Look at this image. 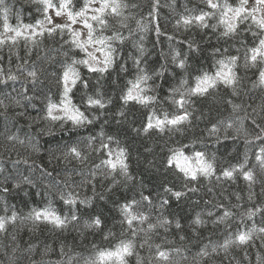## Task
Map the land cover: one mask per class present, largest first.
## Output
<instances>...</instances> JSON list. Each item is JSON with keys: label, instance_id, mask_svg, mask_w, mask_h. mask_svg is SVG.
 <instances>
[{"label": "trees", "instance_id": "16d2710c", "mask_svg": "<svg viewBox=\"0 0 264 264\" xmlns=\"http://www.w3.org/2000/svg\"><path fill=\"white\" fill-rule=\"evenodd\" d=\"M59 2L53 0L57 6ZM228 2L236 6L239 0ZM122 3L127 5L123 15L107 16L108 26L103 31L90 21L97 36L119 33L123 37L122 42L112 41L116 49L113 64L104 73L75 65L80 80L69 97L90 123L74 124L67 117L53 120L47 112L50 102L60 103L65 66L73 59H89L72 43L67 29L57 28L49 34L48 29L55 25L43 26V35L28 40L18 37L15 43L6 40L0 45V216L17 213L16 220L0 231V264H84L98 250L112 249L121 240L133 244L127 264H264V233L258 231L264 227V169L256 160L264 147V139H256L257 135L264 137V86L259 84L261 66L253 67L245 60L247 49L258 42L252 34L258 30L254 26L248 30L249 20L236 33L225 36L218 12L207 20L208 28L196 23L177 25L181 16L213 11L206 0ZM83 4L84 0H72L70 7L75 11ZM4 8L13 27L32 24L37 33L41 31L37 21L46 22L45 16L55 11L44 13L38 0H4L0 5V34ZM26 35L30 36L31 30ZM98 47L89 46L88 51L102 56V61ZM231 56L238 57L233 68L238 77L235 89L219 83L205 95H191L185 105L190 113L188 121L169 125L164 131L155 127L143 131L153 113L160 118L165 112L170 117L181 114L172 103L173 97L180 98L173 89L183 92L195 87L197 76L205 72L214 75L218 62ZM181 59L185 60L184 68L178 66ZM33 69L37 71L35 82L27 75ZM139 69L151 77L145 94L155 100L147 105L121 99ZM9 75L16 79H8ZM182 80L187 81L183 87ZM98 94L105 102L103 109L87 104L89 96L97 98ZM53 115L64 116L59 108ZM72 147L81 153L79 158L69 153ZM119 149L126 152L127 174L119 167L112 171L102 164L103 160L115 159ZM178 150L187 156L203 152L213 163L214 174L200 175L196 181L185 178L175 163L168 164ZM245 160V170L253 173L252 181L238 171L233 179L223 177L224 169ZM176 191L183 193L179 199L173 195ZM68 193L77 200L74 206L61 199ZM132 201L137 202L132 210L148 217L144 223L134 221L135 235L121 210ZM45 208L68 217L66 225L58 228L29 218L33 209ZM225 210L231 215L218 220ZM250 210L254 214L249 218ZM73 211L76 220H71ZM197 216L202 223L194 222ZM97 217L99 227L92 225ZM165 220L170 223L162 226ZM149 223L156 227L149 229ZM249 229L255 230L246 244H233L226 251L218 247L238 230ZM157 245L169 254L168 261L157 259ZM213 246H217L216 252H212ZM205 247L210 255L201 257L198 253Z\"/></svg>", "mask_w": 264, "mask_h": 264}, {"label": "snow or ice", "instance_id": "6c2138e0", "mask_svg": "<svg viewBox=\"0 0 264 264\" xmlns=\"http://www.w3.org/2000/svg\"><path fill=\"white\" fill-rule=\"evenodd\" d=\"M40 4L43 5L44 13H48L49 9H55V15L57 17L66 16L67 23L57 24L53 28L48 29L49 34L55 31L57 28L63 31L67 29L73 39L72 43L79 48L81 51L85 52L89 59H81L76 60L73 59L71 64H67L64 68L62 76L60 78V82L62 83L63 92L62 97L59 104L49 103L47 112L48 116L53 120L62 119L67 117V119L71 120L74 124H83L88 121V118L85 116L84 112H82L79 107L72 103L71 98L69 97V93L72 91V87H74L77 82L80 80V73L75 68L77 64H83L88 67L90 72H100L104 73L108 70V68L114 62V53L116 51L112 46L113 40L123 41V37L119 35V33H115L113 36H104V35H96V28L94 24L90 21L95 22L96 24L101 26V30L108 26L107 16L113 15L120 17L123 15L122 9L127 7V5L122 3V0H84L83 6L79 10H73L70 7L72 0H60L59 5L53 3V0H38ZM4 4V0H0V5ZM92 4H98V7H90ZM206 4L208 8L213 11H200L199 14L196 15H188L181 16L179 20H177V25L181 23L188 27L193 23L198 24L200 27L208 28L209 24L207 20L216 16L217 12L219 13V24L224 25L225 31L223 35L228 36L230 34H234L237 32L239 26L247 21H251V25H249L248 30L251 31L254 26L258 31H254L252 34L254 37H257L258 42L254 43V46L249 47L247 49V53L245 56L246 62L250 63L251 66L255 67L260 65L259 70V84L264 86V0H254L251 7H249V0H239L236 6H233L228 2V0H224L223 3L220 0H206ZM89 11L92 12V15L89 16ZM4 17H3V33L0 34V45L4 44L6 40H11L13 43L17 41L18 37H24L26 40L35 37L37 34L43 35V21H37V25L41 26V31L39 33L36 32L34 26L32 24H19L16 27H13L8 21V10L7 8L3 9ZM45 19L52 23V19L49 16H45ZM81 22L83 25V29H86V36L83 31H78L72 28V25L77 22ZM212 27H216V25H212ZM31 30V35H26V31ZM157 32H159V28H157ZM8 33H14V35H7ZM82 37H84L82 39ZM171 39V37H170ZM99 45L96 48V51L100 52L103 55V60L101 61L93 52L88 51L89 46ZM179 56V53L173 57L176 60V57ZM89 60L93 61L90 63ZM238 60L237 56H231L227 58V61L220 60L219 69L215 72L214 75H209L205 72L202 76H197L195 78L196 83L195 87L186 89L181 92L179 88L173 89L174 93H179V99H175L173 97L172 103L177 105L181 114H175L171 117L167 112L163 114V118L156 116L155 113L151 114L148 117V122L144 127L143 131L148 132L149 129L155 127L160 131H164L165 127L171 126H179L182 123L188 121L190 113L187 112L185 105H187L190 101L188 97L191 95H205L209 92L210 89L216 88L219 83H223L226 86L232 87L235 89V86L238 83V77L236 73L233 71L234 66L236 65ZM136 65L139 66L140 61L137 59L135 61ZM102 64L103 66H96ZM178 66L180 68L185 67V60H179ZM29 77L33 78V82H35L37 78V71L35 69L29 71L27 73ZM145 72L144 69H139V74L137 75L134 81H129L130 87L127 88L126 93L121 97L122 100L127 103L128 101H136L140 104L147 105L155 100V97L146 95V86L147 81L150 79ZM8 79L15 80L16 77L14 75H9ZM187 84V81H181V87ZM84 87H87V83L85 82ZM235 94V91H234ZM2 103V101H0ZM231 103V101H229ZM87 104L89 106H98L103 109L105 107V102L98 94L97 98L89 96L87 98ZM234 108H238L239 105H233ZM59 108L61 112H63L64 116L53 115V110ZM122 114V113H121ZM155 121V123H153ZM231 125H229L230 127ZM213 131H216L215 126H213ZM261 132L264 133V129H261ZM112 138L109 137V140ZM256 139H264V137L257 135ZM101 147L108 148L107 144H102ZM69 153L74 155L76 158L81 156V153L78 151L76 147H72L69 149ZM108 156L112 157L113 153L111 151L108 152ZM256 160L259 162L260 167L264 169V147H261L259 150V154L256 156ZM126 161V152L124 149H119L115 153V159L109 158L102 161V164L110 168L112 171H115L118 167L121 173L127 174L128 165ZM175 163V167L179 169L181 173H183L185 178H189L192 181H196L200 175L205 177L211 176L214 174V165L212 162L205 159V154L200 151L194 152L192 156H187L184 154L182 150L176 151L168 160V164L172 165ZM245 163L239 164L237 166H233L229 169H224L222 171V175L225 178L233 179L234 174L238 171L245 180L252 181L253 173L251 170H245ZM99 167V166H97ZM27 181V178H25ZM194 191L195 189H190ZM3 191L7 192L8 189L4 188ZM166 191H171V189H166ZM173 195L179 199L183 193L176 191ZM61 199L65 204L74 206L77 203L76 198L72 193H68L67 198L64 195H61ZM144 200H149V197L144 196ZM84 203V201H81ZM136 201H132L131 203H126L122 206V213L125 217V221L130 229H132L133 235L136 234V229L133 228L134 221H139L140 223H144L147 221L148 217L143 213L137 214L133 209V205L136 204ZM7 210V209H5ZM259 211V209H257ZM254 213L250 210L248 212L249 218ZM209 215H212L209 213ZM231 215V213L227 210L224 211L223 216L219 217L218 220L223 221L224 218H227ZM17 218V213L15 211L12 212L11 216L4 217L0 216V231H4L6 229V224L9 221L14 222ZM29 218L35 221H46L53 224L55 227L63 228L68 222V217H61L51 208H45L42 210L33 209L29 213ZM78 217L73 211L71 215V220H76ZM195 223H202L199 216H197ZM170 221H163V224H168ZM92 225L99 227L101 225V220L99 217L95 218L92 221ZM156 225L149 223L148 228L153 229ZM176 227L180 228L181 225L177 221ZM143 230V229H141ZM255 229H249L247 231H237L234 236L226 239L222 245L218 247L227 250L231 245H244L249 240L252 239V233ZM260 233H264V227L258 229ZM183 239V237H181ZM157 259L160 261H168L169 254L166 251H160L159 245H157ZM217 251V246L212 247V252ZM133 252V244L131 241H123L121 240L119 244H117L112 249H101L98 250L93 258L86 259L84 264H127L126 257L132 255ZM201 257L209 256L210 253L207 250V247L201 249L200 253H198Z\"/></svg>", "mask_w": 264, "mask_h": 264}, {"label": "rangeland", "instance_id": "374dc122", "mask_svg": "<svg viewBox=\"0 0 264 264\" xmlns=\"http://www.w3.org/2000/svg\"><path fill=\"white\" fill-rule=\"evenodd\" d=\"M254 2V0H249V7H251V5H252V3ZM92 12L91 11H89V13H88V15H90ZM50 17H51V19H52V23H49L48 21H46V22H44L43 23V26H53V25H56V24H58V23H61V22H65V23H67L68 21H67V18H66V16H60V17H57L56 15H55V11H52L51 13H50ZM74 28H76L77 30H79V31H83V33L85 34V36H86V29H83V25H82V23L81 22H79V20H78V22L76 23V24H74V25H72ZM84 37H82V39H83ZM102 56H99L98 58H101Z\"/></svg>", "mask_w": 264, "mask_h": 264}, {"label": "bare ground", "instance_id": "6f19581e", "mask_svg": "<svg viewBox=\"0 0 264 264\" xmlns=\"http://www.w3.org/2000/svg\"><path fill=\"white\" fill-rule=\"evenodd\" d=\"M79 31V30H78Z\"/></svg>", "mask_w": 264, "mask_h": 264}]
</instances>
